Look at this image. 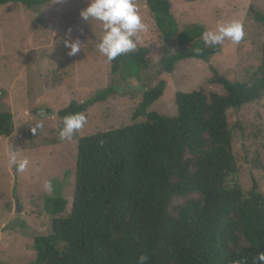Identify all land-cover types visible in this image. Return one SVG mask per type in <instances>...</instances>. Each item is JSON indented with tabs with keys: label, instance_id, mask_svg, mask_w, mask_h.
Wrapping results in <instances>:
<instances>
[{
	"label": "trees",
	"instance_id": "1",
	"mask_svg": "<svg viewBox=\"0 0 264 264\" xmlns=\"http://www.w3.org/2000/svg\"><path fill=\"white\" fill-rule=\"evenodd\" d=\"M56 0H0L27 9ZM200 0H188L198 2ZM161 38L179 50L161 63L170 74L189 59L209 62L220 45L205 46L209 30L192 24L179 32L169 0H145ZM264 24V14L253 11ZM194 49H201L197 54ZM149 50L138 47L109 62L112 75L137 77L148 67ZM127 68V70H126ZM224 94L203 89L175 94L176 116L148 112L164 93L166 82L153 79L142 94L130 125L78 139L70 212L58 194L44 210L51 216L47 235L34 238L31 264H253L264 252V193L256 182L244 192L238 173L227 112L264 99V58L244 82L215 74L210 80ZM113 91L71 101L56 114H85ZM15 129L10 112L0 113V138ZM58 193V191H57Z\"/></svg>",
	"mask_w": 264,
	"mask_h": 264
},
{
	"label": "rangeland",
	"instance_id": "2",
	"mask_svg": "<svg viewBox=\"0 0 264 264\" xmlns=\"http://www.w3.org/2000/svg\"><path fill=\"white\" fill-rule=\"evenodd\" d=\"M169 1L179 32L192 24L215 30L219 23L236 20L243 25V40L233 44L226 39L209 62L189 59L176 64L170 74L158 73L163 59L179 47L175 40L166 43L161 38L145 0H134L147 26L138 34L137 48L149 50L148 67L137 77L122 70L112 75L107 58L97 49L102 24L80 16L88 0H56L31 9L13 3L0 6V113L10 112L15 123L13 134L0 138V264L34 261V238L50 230L45 201L58 194L67 203L61 217L70 212L78 139L143 122L132 115L154 78L165 81L166 87L148 112L175 117L176 93L203 89L224 94L220 85L210 82L215 74L232 83L244 82L261 64L264 24L255 20L250 8L264 14V0ZM65 40H79L81 51L69 57ZM106 89L113 95L84 114L87 123L71 141H62L56 113L71 101ZM41 122L43 128L33 133ZM227 122L238 168L234 181L245 193L256 182L264 193V99L229 110ZM10 150L29 160L25 173L17 174L8 163ZM45 180L53 182L51 193L43 187Z\"/></svg>",
	"mask_w": 264,
	"mask_h": 264
},
{
	"label": "clouds",
	"instance_id": "3",
	"mask_svg": "<svg viewBox=\"0 0 264 264\" xmlns=\"http://www.w3.org/2000/svg\"><path fill=\"white\" fill-rule=\"evenodd\" d=\"M83 20L99 21L103 27V35L97 44V49L101 55L109 62L117 57L137 49L139 42L138 34L147 30L139 14L134 0H88V6L80 12ZM243 25L236 20L228 23H219L215 30H206L201 34V39L205 46L223 45L225 40H230L233 44H239L244 38ZM64 47L69 49L67 55L75 56L81 51L79 40H65ZM199 54L201 49H194ZM87 123V118L83 113H75L63 117V127L59 129V138L64 141H71ZM43 128V123H38L32 129L33 133ZM8 163L15 167L17 174H23L28 170L29 160L18 158L17 151L10 150L7 154ZM44 189L51 193L53 182L45 180ZM148 256L141 254L137 264H147ZM253 264H264V252L259 253L253 259Z\"/></svg>",
	"mask_w": 264,
	"mask_h": 264
},
{
	"label": "water",
	"instance_id": "4",
	"mask_svg": "<svg viewBox=\"0 0 264 264\" xmlns=\"http://www.w3.org/2000/svg\"><path fill=\"white\" fill-rule=\"evenodd\" d=\"M16 211H17V213H19V211H20V208H19L18 204L16 206Z\"/></svg>",
	"mask_w": 264,
	"mask_h": 264
}]
</instances>
